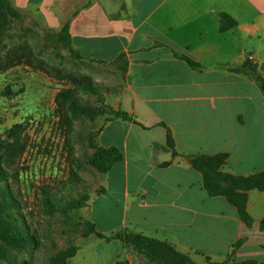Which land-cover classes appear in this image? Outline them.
Returning a JSON list of instances; mask_svg holds the SVG:
<instances>
[{
	"label": "crops",
	"instance_id": "crops-1",
	"mask_svg": "<svg viewBox=\"0 0 264 264\" xmlns=\"http://www.w3.org/2000/svg\"><path fill=\"white\" fill-rule=\"evenodd\" d=\"M7 1L47 29L68 25L83 61L125 68L112 106L131 120L107 121L99 137L124 158L102 175L83 222L106 237L126 230L157 239L196 264H264V191L247 192V225L223 197L206 194L182 157L226 154L224 173L264 172V97L231 71L250 60L264 74V0ZM219 14L236 26L220 31ZM167 130L177 155L156 147ZM100 240L115 248L112 264H149L121 241Z\"/></svg>",
	"mask_w": 264,
	"mask_h": 264
},
{
	"label": "rangeland",
	"instance_id": "rangeland-1",
	"mask_svg": "<svg viewBox=\"0 0 264 264\" xmlns=\"http://www.w3.org/2000/svg\"><path fill=\"white\" fill-rule=\"evenodd\" d=\"M16 11V17L0 14V62L7 64V52L16 62L0 71V135L23 124L27 146L13 166L16 179L0 184V191L8 189L7 214L29 242L0 264H50L71 247L76 253L67 264H112L115 248L83 225L91 215L83 208L103 189V174L90 159L101 148L103 125L113 118L109 110L118 111L112 105L125 68L83 61L59 36L62 27L47 29L35 15ZM63 90H71L76 107L61 119L55 96ZM87 108L105 114L91 119ZM84 198L80 210L61 213Z\"/></svg>",
	"mask_w": 264,
	"mask_h": 264
},
{
	"label": "trees",
	"instance_id": "trees-1",
	"mask_svg": "<svg viewBox=\"0 0 264 264\" xmlns=\"http://www.w3.org/2000/svg\"><path fill=\"white\" fill-rule=\"evenodd\" d=\"M4 12L10 17H16L17 11L11 8L7 0H0V14ZM220 31H227L236 26V22L225 14H219ZM59 36L65 37L70 43L68 34V25H63ZM185 61L189 67L199 69L200 66L194 63L185 56H176ZM7 64L0 62V71H4L16 64L13 62L12 53L6 54ZM232 72L245 74L251 77L257 87L260 89L264 97V74L258 72L256 65L250 60H246L241 66L231 69ZM90 85V82H86ZM55 104L56 112L61 119L65 118V113L71 108H75V100L71 90H63L56 94ZM83 112L94 119L105 114L102 109L87 108ZM113 118L107 121L122 119L131 120L130 116L121 110H109ZM168 131V130H167ZM24 126L23 124H15L0 135V184L7 183L11 179H16L12 171L15 162L26 150V142L23 140ZM162 150L170 151L173 155H177L174 150V142L169 134L167 135L164 146H156ZM189 164L200 173L203 182V189L209 197H223L227 202L233 205L237 211L238 217L247 225H251V218L246 212L247 192L251 190L264 191V172L254 174L248 177L231 175L222 171L227 155L216 154L214 156H182ZM124 158V154L114 148H99L91 157L90 164L100 173L105 174L115 164L120 163ZM12 171V172H11ZM10 193L8 189L0 191V259H6L11 251L23 250L28 244V239L24 236L23 231L18 227L14 220L10 218L7 212L11 209V204L8 203ZM87 198L82 202L70 203L61 213H67L71 210L81 209L85 206ZM83 225L89 227L98 238L104 239L107 242L121 241L126 247L131 248L133 252L139 255H144L149 264H196L189 256L176 251L172 246L157 239L148 238L141 234L128 232L126 230L119 231L108 237L95 231V227L90 222H83ZM259 229L264 231V217L259 222ZM240 245L237 242L233 245L231 254ZM76 253V248L71 247L63 252H60L56 257L50 260V264H67V260L72 258ZM115 264H129L126 260H118ZM214 264V263H210ZM225 264V263H221ZM239 264H257L254 261H245Z\"/></svg>",
	"mask_w": 264,
	"mask_h": 264
},
{
	"label": "water",
	"instance_id": "water-1",
	"mask_svg": "<svg viewBox=\"0 0 264 264\" xmlns=\"http://www.w3.org/2000/svg\"><path fill=\"white\" fill-rule=\"evenodd\" d=\"M158 264H160V263H158Z\"/></svg>",
	"mask_w": 264,
	"mask_h": 264
}]
</instances>
